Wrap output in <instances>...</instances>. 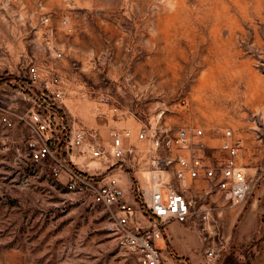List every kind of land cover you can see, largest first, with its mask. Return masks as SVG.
<instances>
[{
	"label": "rangeland",
	"instance_id": "obj_1",
	"mask_svg": "<svg viewBox=\"0 0 264 264\" xmlns=\"http://www.w3.org/2000/svg\"><path fill=\"white\" fill-rule=\"evenodd\" d=\"M31 66L39 70L36 81L28 79ZM51 75L63 90L61 100L52 99L64 127L58 146L79 172L89 140L72 156L65 143L74 129L98 130L107 155L90 160L100 168L117 162L111 131L129 129L125 148L147 150L148 142L135 137L144 124L201 128L195 140L213 146L221 142L216 130L229 128L242 140L238 160L245 133L257 128L251 151L264 158V0H0V106L17 114L44 106L52 96L37 95ZM33 135L20 120L12 128L0 122V264L136 263L112 231L117 206L92 201L84 188L69 189V177L53 174L50 160L33 161ZM122 163L136 169L138 157L126 154ZM263 171L264 165L250 171L253 186L239 206L228 207L215 190L211 201L238 210ZM96 172L82 174L97 182L108 168ZM141 175H148L145 168ZM143 205L137 202L130 225L145 229ZM181 225L196 229L202 243L198 225ZM157 244L166 246L163 239ZM203 259L208 264L205 253Z\"/></svg>",
	"mask_w": 264,
	"mask_h": 264
},
{
	"label": "built area",
	"instance_id": "obj_2",
	"mask_svg": "<svg viewBox=\"0 0 264 264\" xmlns=\"http://www.w3.org/2000/svg\"><path fill=\"white\" fill-rule=\"evenodd\" d=\"M27 74L30 81L40 77L35 66H31ZM60 82L57 75H51L45 82L44 91L48 93L41 91L37 99L49 98V94L52 97L44 106L38 103L35 108L20 114L0 106V122L4 127L12 128L15 121L20 120L34 132L28 142L30 158L35 162L50 160L49 168L53 174L64 173L69 177V189L84 188L90 192L92 201L117 206L119 215L112 231L119 245L136 258L134 264H166L163 249L157 242L162 239L165 227L171 221L198 225L207 263H215L223 255L227 239L221 231L220 206L208 204L205 198L215 190L226 200L228 207H237L246 200L253 184L237 161L242 147L241 138L229 128L217 129L221 142L213 146L205 140H195L203 134L201 128L171 130L144 124L135 137L147 141L149 147L147 150H127L123 138L131 136V131L125 129L121 134L111 131L110 155L117 160L116 163L122 166L126 154L134 155L138 157V168L143 171L145 168L148 173L146 184L135 188L134 201L128 202L117 178L106 175L96 182L94 178L83 175L73 168L58 146L63 141L64 127L59 130L52 99L61 100L63 97ZM87 137L91 155L103 158L107 150L100 146L96 128L74 129L65 147L73 153L74 148L80 147ZM261 143L264 146V139ZM159 150H163L160 155ZM187 179L192 183L189 184ZM197 180H204L206 185H194ZM141 199L145 204L144 217L150 223L145 229L137 224L130 225V220L137 213L136 204ZM214 211L218 212L214 214ZM210 237H216L217 243L210 241ZM177 261L178 264H189L185 257L179 256Z\"/></svg>",
	"mask_w": 264,
	"mask_h": 264
},
{
	"label": "crops",
	"instance_id": "obj_3",
	"mask_svg": "<svg viewBox=\"0 0 264 264\" xmlns=\"http://www.w3.org/2000/svg\"><path fill=\"white\" fill-rule=\"evenodd\" d=\"M252 129L245 133L246 144L244 149L240 151L238 160V163L249 178L252 175L250 171L255 172L264 165V158L262 160V156L256 155L255 150L251 151L253 150L254 139L259 131L257 128ZM256 142L258 143L257 140ZM247 150L250 154L245 156L248 152ZM74 155L73 152L72 156ZM80 156L78 161L82 166L81 173L96 174L98 168H108L107 175L118 179L125 190V197L128 202L134 201L135 188L146 184L144 176L141 175L143 171L140 168H128L125 164L122 166L117 165L115 161H112L105 168H100L95 166L93 164L95 162L90 160L92 155L89 152H84ZM187 182L189 184L192 183L188 179ZM255 183L257 185L256 190L253 191L254 194L238 210L221 208V231L231 242L215 264H264V171L258 175ZM193 184L202 187L206 185V182L197 180ZM211 200V195L206 196L205 202L208 204L214 203L215 205L221 204L224 206L223 201L215 202ZM136 216H138V212ZM142 223H146V221L143 220ZM162 239L166 245L163 248L166 264H176V257L179 256L187 258L190 264L204 262V245L199 242L196 229L185 228L181 223L171 221L166 225ZM168 250L174 253V258L170 256Z\"/></svg>",
	"mask_w": 264,
	"mask_h": 264
},
{
	"label": "trees",
	"instance_id": "obj_4",
	"mask_svg": "<svg viewBox=\"0 0 264 264\" xmlns=\"http://www.w3.org/2000/svg\"><path fill=\"white\" fill-rule=\"evenodd\" d=\"M7 82V78L6 79H1V83Z\"/></svg>",
	"mask_w": 264,
	"mask_h": 264
}]
</instances>
